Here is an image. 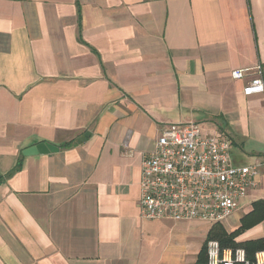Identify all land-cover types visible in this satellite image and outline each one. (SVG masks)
I'll use <instances>...</instances> for the list:
<instances>
[{"label": "crops", "instance_id": "1", "mask_svg": "<svg viewBox=\"0 0 264 264\" xmlns=\"http://www.w3.org/2000/svg\"><path fill=\"white\" fill-rule=\"evenodd\" d=\"M258 64L264 0H0V264H196L264 171L228 230L143 218V156L197 122L264 159V93L231 76ZM40 142L59 150L23 153ZM259 238L264 219L235 241Z\"/></svg>", "mask_w": 264, "mask_h": 264}, {"label": "built area", "instance_id": "2", "mask_svg": "<svg viewBox=\"0 0 264 264\" xmlns=\"http://www.w3.org/2000/svg\"><path fill=\"white\" fill-rule=\"evenodd\" d=\"M235 80H246L245 95L264 93V68H237ZM264 159L239 165L232 139L221 131L206 132L197 122L165 125L152 151L142 160L140 214L145 219L199 220L215 224L230 218L258 186ZM264 252L252 264H264ZM262 255V256H261ZM207 264H250L244 248L207 243Z\"/></svg>", "mask_w": 264, "mask_h": 264}, {"label": "trees", "instance_id": "3", "mask_svg": "<svg viewBox=\"0 0 264 264\" xmlns=\"http://www.w3.org/2000/svg\"><path fill=\"white\" fill-rule=\"evenodd\" d=\"M222 128V127H220ZM73 141L67 142L64 146H69ZM16 169H19V165ZM264 219V200H259L254 203L253 210L245 215L241 220V226L235 231L228 233L221 226H216L209 231L206 241L198 255L196 264H207V243L209 240H218L224 248H244L250 264L256 261V254L260 251H264V238L248 240L242 243L235 241V237L238 236L243 230L249 228Z\"/></svg>", "mask_w": 264, "mask_h": 264}, {"label": "water", "instance_id": "4", "mask_svg": "<svg viewBox=\"0 0 264 264\" xmlns=\"http://www.w3.org/2000/svg\"><path fill=\"white\" fill-rule=\"evenodd\" d=\"M59 147L49 143V142H40L34 146H31L23 151L25 155H33V154H45L49 153L51 151H58ZM1 173H0V178H1Z\"/></svg>", "mask_w": 264, "mask_h": 264}, {"label": "rangeland", "instance_id": "5", "mask_svg": "<svg viewBox=\"0 0 264 264\" xmlns=\"http://www.w3.org/2000/svg\"><path fill=\"white\" fill-rule=\"evenodd\" d=\"M221 132H225V131H221ZM227 133V132H225ZM228 134V133H227ZM229 135V134H228ZM230 136V135H229ZM231 137V136H230ZM232 139V138H231ZM239 220L237 219L236 215L232 216L231 218H229L228 220H226L224 222V225L226 227V229L228 230H232L237 224H238Z\"/></svg>", "mask_w": 264, "mask_h": 264}]
</instances>
